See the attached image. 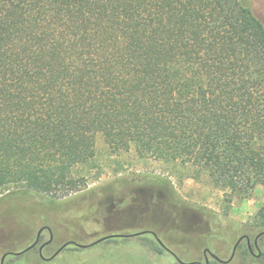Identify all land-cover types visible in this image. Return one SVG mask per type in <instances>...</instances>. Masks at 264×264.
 <instances>
[{"label": "trees", "instance_id": "obj_1", "mask_svg": "<svg viewBox=\"0 0 264 264\" xmlns=\"http://www.w3.org/2000/svg\"><path fill=\"white\" fill-rule=\"evenodd\" d=\"M97 136L192 165L231 197L264 189V24L250 1L0 0V197L83 191ZM251 221L264 233V205ZM237 252L251 264L245 241Z\"/></svg>", "mask_w": 264, "mask_h": 264}, {"label": "rangeland", "instance_id": "obj_2", "mask_svg": "<svg viewBox=\"0 0 264 264\" xmlns=\"http://www.w3.org/2000/svg\"><path fill=\"white\" fill-rule=\"evenodd\" d=\"M249 1L264 24V0ZM95 151L83 171L86 187L79 193L59 200L20 191L0 197V261L8 254L4 262L14 264H177L169 253L157 257L143 247L140 236L64 250L51 261L41 260L37 248L10 254L31 245L40 228H49L53 235L43 254L47 258L67 242L88 245L108 235L151 231L181 261L199 264H205V249L225 261L239 237L252 242L259 234L251 218L264 205L260 185L241 200L214 187L192 165L141 158L134 148L113 152L101 136L95 139ZM41 238L49 239L46 229ZM249 262L260 264L254 256ZM227 264H243V256L237 252Z\"/></svg>", "mask_w": 264, "mask_h": 264}, {"label": "water", "instance_id": "obj_3", "mask_svg": "<svg viewBox=\"0 0 264 264\" xmlns=\"http://www.w3.org/2000/svg\"><path fill=\"white\" fill-rule=\"evenodd\" d=\"M45 229L49 232V239H48L44 244H42V245L38 248V253H39L40 259L43 260V261H51V260H53L55 257H57V256H58V255H59V254H60V253H61V252L67 247V246H69V245H73V246H75V247H77V248H79V249H86V248H89V247H91V246H94V245H97V244H99V243H102V242H104V241H106V240H108V239H113V238H115V237H120V238H130V237H135V236L145 235V233H146V232H141V233L134 234V235H108V236H104V237H102V238H99V239H97L96 241H94V242H92L91 244H88V245H80V244H76V243H72V242H67V243L63 244L61 247H59L58 250H56V252H55L54 254H52L50 257L47 258V257H45V256L43 255L42 250H43V248H44L45 245H47V244H49V243L52 242V240H53V235H52V232H51V230H50L49 228H40V229L37 231L36 238H35L34 242H33L31 245H29L28 247H26L24 250H22V251H20V252H15V253H10V254L16 257V256H20V255H22V254H24V253H26V252H28V251L34 249V248L36 247L38 241H39V238H40L42 232H43ZM262 235H264V233H259V234L257 235V238L260 237V236H262ZM153 236H154L155 240L157 241V243L161 246V248H163L164 250H166L167 252H169V253L174 257V259H175V261H176L177 264H198V262L185 263V262L181 261V260H180V259H179V258L173 253V252H171V251H170V250H169V249H168V248H167V247H166V246H165V245H164V244H163V243L157 238V236H156L155 234H153ZM244 239H245L246 242H247V245H248V247H249V250L252 252V248H251L250 243H249V242H250V241H249V238H248V237H245V236H241V237H239V238L237 239L235 245L233 246V249H232L231 255H230V257H229L228 260L223 261V260L219 259L216 255L212 254V253L209 252V251H208V252H209L208 255L210 256L211 259L215 260V261L218 262V263H221V264H227V263H229V262H231V261L233 260L238 245H239ZM263 250H264V248H263ZM7 255H8V254H4V255L2 256L1 261H0V264H4V261H5L6 257H7ZM204 256H205V264H209V258H208V256H207V253H206V252H204Z\"/></svg>", "mask_w": 264, "mask_h": 264}, {"label": "flooded vegetation", "instance_id": "obj_4", "mask_svg": "<svg viewBox=\"0 0 264 264\" xmlns=\"http://www.w3.org/2000/svg\"><path fill=\"white\" fill-rule=\"evenodd\" d=\"M142 232H146L145 234H150V235H152L153 236V234H155V233H153V232H151V231H142ZM40 238H41V236H40ZM40 238H39V241H38V243H37V245H36V247L35 248H39L42 244H44L45 242H43V241H40ZM113 239H127V238H120V237H115V238H113ZM243 241H245L246 242V240L244 239ZM242 241V242H243ZM249 243H251V240H250V238H249ZM247 243V242H246ZM252 244H253V250H252V254H253V256L254 257H256V259H260V260H264V250H263V248H264V235H262V236H260V237H258L257 238V236L252 240ZM46 246V245H45ZM44 246V247H45ZM261 246H262V248H261ZM43 250H44V248H43ZM42 250V251H43ZM256 253V254H255ZM208 255V254H207ZM205 257V256H204ZM199 264V263H198Z\"/></svg>", "mask_w": 264, "mask_h": 264}]
</instances>
